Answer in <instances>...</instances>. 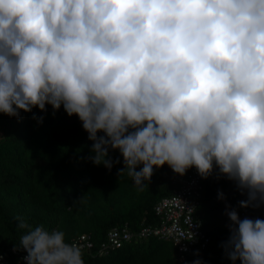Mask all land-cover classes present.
Segmentation results:
<instances>
[{"label":"clouds","instance_id":"9594fccd","mask_svg":"<svg viewBox=\"0 0 264 264\" xmlns=\"http://www.w3.org/2000/svg\"><path fill=\"white\" fill-rule=\"evenodd\" d=\"M47 105L79 117L95 165L111 170L118 150L119 177L139 191L165 164L204 179L218 169L247 191L240 207H259L264 0H0V113ZM227 215L226 256L264 264V219ZM16 220L26 264H85L63 230Z\"/></svg>","mask_w":264,"mask_h":264},{"label":"trees","instance_id":"16d2710c","mask_svg":"<svg viewBox=\"0 0 264 264\" xmlns=\"http://www.w3.org/2000/svg\"><path fill=\"white\" fill-rule=\"evenodd\" d=\"M53 112L47 105L46 113L37 107L22 111L19 119L0 113V252L12 264L18 257L12 248L27 231L17 229V216L33 228L61 229L69 242L83 233L91 235L95 248L83 251L85 264H192L196 259L203 264H233L222 247L230 236L228 219L218 215L226 202L241 201L243 192L227 176L204 182L196 210L210 236L203 254L181 261L174 244L158 237L133 238L122 247L100 252L112 227L127 224L136 233L143 222L159 221L154 205L176 187L174 171L167 164L154 169L151 181H145L149 185L139 191L127 173L119 177L124 164L118 150L110 151L113 160L121 161L111 170L95 165L89 159L94 142L79 117L69 116L63 106ZM34 115L43 116V123ZM221 191L225 199L218 198Z\"/></svg>","mask_w":264,"mask_h":264},{"label":"built area","instance_id":"2783aa9c","mask_svg":"<svg viewBox=\"0 0 264 264\" xmlns=\"http://www.w3.org/2000/svg\"><path fill=\"white\" fill-rule=\"evenodd\" d=\"M223 176L225 175H221L216 169L212 175L204 179L198 174L195 167L190 168L183 176L174 172L173 181L176 187L173 192L160 198L154 205V211L159 221L157 223L143 222L136 233L130 230L127 224L121 227L114 226L108 230L106 240L99 251L108 252L111 249L122 247L133 238L158 237L174 244L181 261L186 260L188 255L203 254L209 245L210 236L203 229L202 220L197 218L196 210L201 202L205 187L204 182L206 180L216 181ZM247 199V191H244L242 200ZM236 210L241 218L264 219V203H261L259 207H239ZM230 223L231 221L228 219L226 221L227 228H229ZM193 235L194 238L191 239ZM71 242H75L82 251H91L95 248V243L89 234L83 233L73 238ZM12 253L18 254L15 264H26L23 260V257L27 255L25 251H13L12 248ZM0 254L3 255L0 264H12L5 253L0 252Z\"/></svg>","mask_w":264,"mask_h":264},{"label":"rangeland","instance_id":"374dc122","mask_svg":"<svg viewBox=\"0 0 264 264\" xmlns=\"http://www.w3.org/2000/svg\"><path fill=\"white\" fill-rule=\"evenodd\" d=\"M239 208V201L236 202H232V201H228L225 203V207H224V211L222 213H220L218 216L222 219V220H227L229 219L228 215H227V211L232 208V209H237Z\"/></svg>","mask_w":264,"mask_h":264},{"label":"crops","instance_id":"0c3cea01","mask_svg":"<svg viewBox=\"0 0 264 264\" xmlns=\"http://www.w3.org/2000/svg\"><path fill=\"white\" fill-rule=\"evenodd\" d=\"M237 208V207H236Z\"/></svg>","mask_w":264,"mask_h":264}]
</instances>
